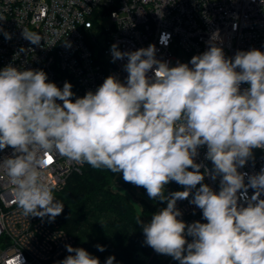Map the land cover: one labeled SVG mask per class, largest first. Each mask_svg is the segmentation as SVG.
<instances>
[{
    "label": "clouds",
    "instance_id": "clouds-1",
    "mask_svg": "<svg viewBox=\"0 0 264 264\" xmlns=\"http://www.w3.org/2000/svg\"><path fill=\"white\" fill-rule=\"evenodd\" d=\"M22 37L33 45L42 40L27 29ZM167 39L162 34L160 42L166 45ZM218 39L217 30L207 51L174 67L156 59L154 45L121 52L113 44L112 62L127 58L126 83L110 75L75 101L69 82L61 89L47 82L43 70L21 71L11 64L0 70V150L13 149L0 160V171L14 186L22 215L54 221L62 213L64 205L42 171L56 154L122 173L149 198L167 201L143 224L145 243L157 254L179 264H264V169L248 176L247 184V173L238 172L253 149H264V53L238 50L226 58ZM241 84L248 85L243 92ZM201 146L213 164L211 178L221 177L218 193L202 183L209 172L201 173L202 165L194 162ZM172 181L185 190L165 195ZM248 188L254 190L250 199L244 194ZM192 189L197 190L190 203L202 210L206 223L177 219L182 215L177 201ZM65 247L69 255L59 264H100L84 248ZM114 261L109 256L106 264Z\"/></svg>",
    "mask_w": 264,
    "mask_h": 264
},
{
    "label": "built area",
    "instance_id": "built-area-1",
    "mask_svg": "<svg viewBox=\"0 0 264 264\" xmlns=\"http://www.w3.org/2000/svg\"><path fill=\"white\" fill-rule=\"evenodd\" d=\"M162 14L158 15V12ZM23 29L42 38L33 45L22 37ZM219 31L217 46L226 58L236 52L260 50L264 53V2L262 0H0V70L8 65L19 70H43L47 82L63 88L65 81L82 98L95 92L104 80L113 75L126 83L124 70L127 58L112 62L111 46L121 52L136 51L154 45L155 57L169 62L189 63L194 55L207 51L212 33ZM11 35L6 39L4 33ZM167 35V44L160 42ZM24 51L21 52L20 49ZM191 67V65L189 64ZM239 70V69H237ZM149 76L153 75L150 71ZM248 87L241 84L243 92ZM62 104V101L57 100ZM13 149L0 150V160L11 157ZM207 147L198 148L194 162L209 174L202 183L214 192L220 190V176L211 178L213 164L206 158ZM84 164L51 154L43 175L53 187L55 199L62 204L61 194L72 174H81ZM264 169V149L252 150V157L238 172L248 176ZM192 171L191 168L188 169ZM0 264H45L73 247L74 239L60 227L56 218L49 221L39 217H24L12 195L14 186L0 171ZM169 190V186H167ZM200 185H197V189ZM187 199L177 201L182 215L177 219L190 225L206 223L202 210L190 203L195 191ZM181 186L179 191H184ZM244 190L238 192V197ZM249 199L254 190L244 193ZM260 199H264V193ZM238 204L247 206L243 199ZM63 234V235H59ZM188 242L192 237L186 236Z\"/></svg>",
    "mask_w": 264,
    "mask_h": 264
},
{
    "label": "trees",
    "instance_id": "trees-1",
    "mask_svg": "<svg viewBox=\"0 0 264 264\" xmlns=\"http://www.w3.org/2000/svg\"><path fill=\"white\" fill-rule=\"evenodd\" d=\"M118 174L121 173L94 169L85 163L81 174H72L67 180L61 194L63 211L56 220L74 239L73 248H84L100 264L109 256H115L114 264H179L171 256L157 254L145 243L134 207L125 196L111 189ZM167 186L170 193L181 187L174 181ZM142 207L147 215L154 209L145 200ZM96 245L104 246L105 251H99ZM67 255L68 252L45 264H59Z\"/></svg>",
    "mask_w": 264,
    "mask_h": 264
},
{
    "label": "rangeland",
    "instance_id": "rangeland-1",
    "mask_svg": "<svg viewBox=\"0 0 264 264\" xmlns=\"http://www.w3.org/2000/svg\"><path fill=\"white\" fill-rule=\"evenodd\" d=\"M112 191L119 193L127 198V200L134 207L137 218L139 217L142 223H139L140 230L143 231V224H147L151 221L152 215L160 209L165 208L167 201H159L158 199H151L147 195L146 189L143 187L135 186L131 183L125 182L123 174H118L111 182ZM169 190L165 186V195L169 194ZM145 200L149 204L154 206L148 215L143 212L142 201ZM102 264H106V261Z\"/></svg>",
    "mask_w": 264,
    "mask_h": 264
}]
</instances>
